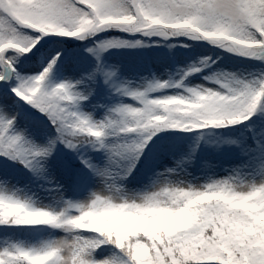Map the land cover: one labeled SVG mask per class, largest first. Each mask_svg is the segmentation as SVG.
Returning <instances> with one entry per match:
<instances>
[{
	"label": "snow or ice",
	"instance_id": "snow-or-ice-1",
	"mask_svg": "<svg viewBox=\"0 0 264 264\" xmlns=\"http://www.w3.org/2000/svg\"><path fill=\"white\" fill-rule=\"evenodd\" d=\"M106 28L145 36H190L240 57L264 61V0H0V45L26 49L35 44L29 52L13 47L0 51V156L5 157L0 163L11 160L30 171L43 172L47 158L57 145H63L103 184L85 200H64L60 209L37 205L31 198H22L0 186V226L6 230L7 226H47L64 233L31 244L7 243L0 247V264H264V178L248 179L236 173L202 186L179 182L188 189L187 195L165 209L146 190L130 197L121 183L134 174L141 158L147 156L145 149L151 150L153 137L162 129L219 128L249 120L258 106L264 111V72L252 77L219 72L205 77L220 85L217 90L197 86L187 89L185 95L154 98L165 109L170 104L182 108L179 119L166 126L143 118L141 103L113 105L96 119L82 110L91 95V89L79 88L84 78L44 83L63 59L60 48L51 46L58 41L47 37L54 34L83 39ZM139 45V40L111 39L89 47L87 51L96 57L97 66L87 74V80L94 81L96 74L102 73L105 83H109L115 75L102 68L103 51ZM13 49L18 52L9 51ZM21 54L24 59L39 55L38 74L24 76L15 71ZM208 64L209 58L205 57L199 65H190L182 80ZM182 80L175 86L183 87ZM163 82H149L146 91L167 87L168 81L162 87ZM115 91L135 101H142L144 96V92L127 84ZM21 100L44 114L54 129V134L43 133L44 143L31 139L26 128L16 129ZM121 114L139 123L121 121ZM30 116L25 114V118ZM89 149L104 152L102 165L85 155ZM261 152L264 154V145ZM64 170L73 177L70 161L64 163ZM234 184L246 190L236 191ZM112 193L118 196L114 199ZM239 204L244 207H235ZM164 211L170 216L186 213L190 219L168 230L128 229L111 235L90 230L95 224L89 229L81 226L83 217L151 219L154 217L149 213ZM102 246H110L111 252L97 258L96 252Z\"/></svg>",
	"mask_w": 264,
	"mask_h": 264
},
{
	"label": "rangeland",
	"instance_id": "rangeland-1",
	"mask_svg": "<svg viewBox=\"0 0 264 264\" xmlns=\"http://www.w3.org/2000/svg\"><path fill=\"white\" fill-rule=\"evenodd\" d=\"M114 30L122 31L118 28H106L99 33L107 34L108 32H113ZM96 34L85 35L83 39L91 38L96 36ZM128 34L142 35L146 38L152 39L159 37L165 39L168 38V36L165 37L158 35L145 36L143 33ZM47 39L58 41V43L51 46L60 48L63 56V59L55 66L56 77L61 80L67 79L72 81L84 78V83L80 86L87 88L88 83L85 78L86 75H84V71L86 72L88 69L85 70L83 67H75L73 66V59H66L67 52L61 44L58 36L50 34ZM134 41L137 40H133L132 42ZM146 45H149V43ZM142 46L145 45H142L141 43L139 46L110 47L105 50V52L112 54L111 60L116 58V54L113 53H118V60L116 62L113 61L112 64V66L117 70H125L124 68L129 65L130 68L124 72L126 76L125 79L127 82L131 79L132 81L128 82V85L139 90H144L151 80L147 70L145 69V64L142 63L144 57L138 55L140 54L138 51L142 49ZM149 47L150 46H148V48ZM9 51L13 53L18 52L16 49ZM27 55L31 56V53H27ZM23 56L24 54H21L20 61L25 62L28 60L24 59ZM241 58L261 61L258 57ZM153 63L154 62L151 64L152 67L155 66V63ZM261 63L264 64V61H261ZM207 66L209 68H207V71L204 70L202 75L208 74L210 76L219 72L236 73L242 77H252L256 75V72L254 71L250 73L248 70L234 68L226 64L222 65L220 63H214L210 65L208 64ZM132 68L135 69L132 70ZM187 68V65L185 66L182 63L178 64L177 68L174 70V79L179 78L180 75H182V70ZM39 70V63H27L21 75H36ZM158 70L159 72H157V74L159 75V78L163 79L165 72L161 73L163 72L161 67L158 68ZM49 75L50 73L48 76ZM190 77L191 79L185 81L183 87L179 88V90H181L180 92L183 91L184 95L187 94V89L197 86L212 88L214 90L220 88V85L213 80H207L203 77ZM11 79L15 80V78ZM127 82L124 83L127 84ZM166 90H154L159 91L158 94L154 95V97L160 98L175 94L173 90L170 92ZM126 97L127 99L125 100L117 101L114 99L110 101L108 105L105 106L104 110L101 108L99 111H96V109L93 110L92 107L88 105L83 106L82 110L92 113L94 118L100 119L103 117L107 109L115 105V103H124L133 106L138 104L134 98L130 96ZM103 100H105V98ZM39 142L42 143L41 141ZM262 145H264V111H261L258 106L257 112L249 120L236 124L232 128H226L223 131L214 129H194L186 131V134H184L181 138H166L165 140L156 143L152 146L151 150H149L143 163L137 166L134 174L121 183L128 193H132L147 190L154 180H170L173 182L191 184L193 186H202L210 183L212 180L223 179L230 175H235L236 173H239L241 177L259 180L264 178V158H262V155L264 154L261 152ZM90 154L89 149L85 155L90 156ZM71 158L76 162L79 160L76 154H73ZM91 158L96 164L102 165V163H100V161L95 157ZM58 160L59 159L56 153H53L47 158L46 163L49 162L50 164L57 161L56 164H58L56 173L52 175V184L49 186L42 187L40 184L35 185L34 181H31V179L15 176L12 172L6 171V168H0V186L5 187L10 193L15 192L22 198H31L37 205H50L57 209L64 206V200L82 201L87 199L92 191H99L103 188V184L100 183L97 178L93 177L85 168H81L79 171L75 169L76 171L73 172V177L57 181V178H60L59 174L62 170V160ZM169 169L172 171H167ZM157 174H159V177ZM57 186H59V189ZM235 207H244V205L239 204L235 205ZM149 216L154 218L137 219L132 217H110L107 219H109L112 225L123 224V222H126L137 228L147 226L160 231L168 230L190 219L189 214L181 213L170 216L166 211L160 213H149ZM97 230L100 229L98 228ZM62 235H64L62 231L54 230L47 226H35L34 230L30 232V234L22 236H20L16 231L8 230L6 233L2 234V237H0V247H3L7 243L20 241H23L26 244H31L42 238H57ZM85 235L91 236L93 234L85 233ZM110 252L111 251L109 249H98L96 257L101 258L107 256Z\"/></svg>",
	"mask_w": 264,
	"mask_h": 264
},
{
	"label": "trees",
	"instance_id": "trees-1",
	"mask_svg": "<svg viewBox=\"0 0 264 264\" xmlns=\"http://www.w3.org/2000/svg\"><path fill=\"white\" fill-rule=\"evenodd\" d=\"M35 31V30H32ZM61 40V44L63 45L65 51H67V57L66 59H73V66L75 67H83V69H88L86 72L84 71V75L87 80V74L92 72L93 69L97 66V60L96 57L91 58L89 55L90 53L87 51L89 47H94L96 44H98L102 40H111V39H121V40H127L132 42L133 40H139L141 43L145 46L138 51L141 55L144 57V60L142 61L143 64H145V69L147 70V73L149 75V78L151 80H159V81H168L173 77L174 70L177 68V65L182 63L185 66L188 67L192 64L199 65V61L205 57L209 58V65L214 63H220L222 65H230L234 68H242L245 70H248L250 73L252 71L256 72V75H258L261 72H264V64H262L260 61H251L248 59H243L240 56L230 53L224 49H220L217 45L208 43L207 41H198L192 39L190 36H168V38H146L142 35H129L126 32L114 30L113 32H108L107 34H96V36L93 38L88 39H75V38H69V37H58ZM149 42V48L146 45ZM171 45V47H169ZM87 53V54H86ZM116 54V58L114 60H111L110 57H112L111 53H107L103 51L100 56V64L102 68L106 71H114L115 75L112 77L111 81L109 83H105L104 77L102 73H97L95 80L89 82L87 80L88 86L87 88H84L79 86L80 90L86 91L87 89H91V95L88 97V100L83 103L82 106L89 104L91 106H94L95 109L101 108V106L107 105V102H103V98H107L108 101H110L112 98L116 97L118 94L115 89L116 87H119V82L121 79L125 78V73L127 69H129V65L126 66L125 70H120L117 72L113 66H110V64H113V61H117L119 56L118 53ZM40 58L36 57L35 59H28L25 62L18 60V65L16 68V71H18V74L21 75L25 65L27 63H39ZM152 62L155 66H151ZM241 64V65H239ZM163 69L164 78L160 79L157 72H159L158 68ZM209 68L208 66H201V71L206 70ZM135 68H132V70ZM188 69V68H187ZM187 69L182 70V75L175 80V83L177 81H181L183 77L184 71ZM167 73V74H166ZM196 73H192L189 76H196L199 75ZM163 75V74H162ZM254 75V76H256ZM170 76V77H169ZM188 77V76H187ZM186 77V78H187ZM183 78V81L186 79ZM150 80V82H152ZM61 81L60 79H57L55 74L52 73L50 77L47 79L45 83L48 84H55L57 82ZM151 93V92H150ZM150 97V94H148ZM176 95H180L179 91H176ZM96 100H93L95 99ZM152 98V97H151ZM150 98V99H151ZM21 105H23L21 109V113L18 115V120L16 124V129H27V132L31 139H33L35 142L42 143L45 142V136L43 133L47 131L50 134H54V129L50 124H47V118L44 116V114L40 113L38 109L32 108L31 106L27 105L26 102L21 100ZM31 114L30 118H25V114ZM38 121H43V123H38ZM45 125L47 127L45 128ZM234 125H230L232 127ZM229 126L224 127H207V128H200L198 130H206V129H214L218 131H222L223 129L227 128ZM189 131V130H188ZM186 131L183 129H162L160 132H158L153 139H160L167 136H182ZM56 153L58 157V161L62 160V173L60 174V178H57V181L66 179L68 175H66L64 170V163L70 161L73 167L79 166L78 163L72 160L71 156L74 154L70 150L66 149L63 145H57L56 150L53 152ZM96 153V152H93ZM96 155V154H93ZM105 156L103 157L102 163H104ZM5 161V157L0 156V162ZM57 162V161H56ZM56 162L53 163H45V170L43 172L40 171H30L29 169L25 168L22 164L18 162H14L11 160H8L6 163H0V167H6L9 171H11L15 176L18 177H26L27 179H31V181H34V183H39L43 186H49L52 183L53 180V174L56 173V169L58 168V164ZM64 172V173H63ZM57 177V174H56ZM54 184V183H53ZM128 226V229L130 230H136V231H143V232H157L160 231L155 228H149L147 226L136 228L128 223H123ZM114 225V224H113ZM117 225V224H116ZM15 227L20 233H24L25 230H29L27 226H13ZM11 226H7V229H10ZM6 229L3 226H0V234L5 233ZM100 249H109L111 251L110 246L105 247L102 246Z\"/></svg>",
	"mask_w": 264,
	"mask_h": 264
},
{
	"label": "clouds",
	"instance_id": "clouds-1",
	"mask_svg": "<svg viewBox=\"0 0 264 264\" xmlns=\"http://www.w3.org/2000/svg\"><path fill=\"white\" fill-rule=\"evenodd\" d=\"M5 47H13L22 52H29L35 47V44L30 45L28 48H21L19 45H0V51H3ZM45 73H42L44 75ZM167 86V81L162 83V87ZM144 92L142 101L138 100V103H141V108L139 109L143 118L155 122L157 126H166L172 123L173 120L179 119L182 108L177 104H170L165 109L164 106L159 102L158 99H150L147 95L148 91L146 88L141 90ZM155 113V114H153ZM121 121H126L133 125L138 124L139 120L126 114H121L119 116ZM233 187L236 191H245L246 188L240 184H234ZM148 195L155 201V203L161 208H169L175 206L180 198L187 195L188 189L180 186L179 182H173L170 180H159L156 183H152L151 186L146 190ZM137 192L128 193L131 197ZM115 199L118 196V193L111 194ZM139 203V201H135ZM147 215V214H146ZM132 218H137L134 216H127ZM95 224L96 227L91 228L90 230L96 231L98 228L101 231V234L112 233H124L128 230L126 224L112 225L107 218H102L100 220H95L91 217H83L81 219V226L85 229H89L90 225Z\"/></svg>",
	"mask_w": 264,
	"mask_h": 264
}]
</instances>
